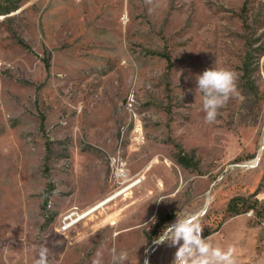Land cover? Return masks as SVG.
Instances as JSON below:
<instances>
[{
	"label": "rangeland",
	"instance_id": "obj_1",
	"mask_svg": "<svg viewBox=\"0 0 264 264\" xmlns=\"http://www.w3.org/2000/svg\"><path fill=\"white\" fill-rule=\"evenodd\" d=\"M8 1L0 264H33L41 245L54 264L97 251L110 264L113 247L126 264H173L177 247L153 240L185 213H203L202 237L234 246L239 264H264V0ZM212 67L237 74L239 95L208 124L195 77Z\"/></svg>",
	"mask_w": 264,
	"mask_h": 264
},
{
	"label": "clouds",
	"instance_id": "obj_2",
	"mask_svg": "<svg viewBox=\"0 0 264 264\" xmlns=\"http://www.w3.org/2000/svg\"><path fill=\"white\" fill-rule=\"evenodd\" d=\"M195 79L197 84L195 94L198 92L203 96L204 122L211 124L215 122L218 110L223 108L231 97L239 95L236 84L238 76L232 70L212 67L204 70ZM210 203L209 198L205 207ZM202 215L203 213L176 214L175 222L166 225L160 235L153 240V244L167 243L170 247H177L173 264H239L234 246L223 250L214 245L210 236L206 239L202 237L204 226L201 223ZM155 223L156 217L153 216L150 222L143 223V227L149 230L150 224ZM110 256V264H126L128 261L126 250L117 252L113 247ZM33 264H54L47 246L39 247ZM91 264H104L103 253L97 251ZM144 264H148V261L145 260Z\"/></svg>",
	"mask_w": 264,
	"mask_h": 264
},
{
	"label": "built area",
	"instance_id": "obj_3",
	"mask_svg": "<svg viewBox=\"0 0 264 264\" xmlns=\"http://www.w3.org/2000/svg\"><path fill=\"white\" fill-rule=\"evenodd\" d=\"M112 166L114 168L113 174L114 176L118 177L120 174L124 173L123 170H115L114 166V159L112 161ZM93 212H89V210L81 211L79 209H73L72 211L67 212L65 215L62 216L58 231H67L73 226H75L78 222L92 214Z\"/></svg>",
	"mask_w": 264,
	"mask_h": 264
},
{
	"label": "trees",
	"instance_id": "obj_4",
	"mask_svg": "<svg viewBox=\"0 0 264 264\" xmlns=\"http://www.w3.org/2000/svg\"><path fill=\"white\" fill-rule=\"evenodd\" d=\"M19 7L18 1H8V0H0V15L9 14L15 10H17ZM179 163L185 167H190L191 161L185 157H179L178 159ZM238 200L232 199L230 203L227 206V211L231 214H238L239 208H238Z\"/></svg>",
	"mask_w": 264,
	"mask_h": 264
},
{
	"label": "bare ground",
	"instance_id": "obj_5",
	"mask_svg": "<svg viewBox=\"0 0 264 264\" xmlns=\"http://www.w3.org/2000/svg\"><path fill=\"white\" fill-rule=\"evenodd\" d=\"M140 182H141V180H135L134 182H132L128 186L124 187L123 189H121L119 191H116V192L110 194L108 197L104 198L103 200H101L100 202H98L97 204H95L93 207H91L90 209H88L89 212H95L97 209H99L100 207H102V206L108 204L109 202L113 201L115 198H117L118 196H120L122 193H124L125 191L133 188L134 186H136Z\"/></svg>",
	"mask_w": 264,
	"mask_h": 264
}]
</instances>
